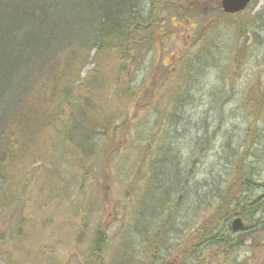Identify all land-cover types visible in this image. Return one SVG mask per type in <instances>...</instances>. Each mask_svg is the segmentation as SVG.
<instances>
[{
    "label": "rangeland",
    "instance_id": "rangeland-1",
    "mask_svg": "<svg viewBox=\"0 0 264 264\" xmlns=\"http://www.w3.org/2000/svg\"><path fill=\"white\" fill-rule=\"evenodd\" d=\"M144 6V19L151 18V26L145 33L153 32L141 35L137 41L139 46L135 52L146 55L142 63L139 65V60L137 63L130 60L133 72L127 77V82L129 86H138V89L135 90V100L127 109L112 94L117 87L111 74L113 71L98 56L97 50L90 51L85 70L76 71L79 90L84 96H90L95 106L99 103L103 105L106 112L101 115L107 124V131L106 138H100V141H104L100 162L77 155L69 139L61 143L57 150L53 149L57 135L65 133L69 126V106L59 102L60 92L48 86L42 91L32 89L23 100L25 110L33 105L40 109L36 114L39 119H31L29 129L38 127L41 132L40 138L32 144L20 148V142L17 143L14 156L6 168L8 174L3 188H9L7 190L12 193L10 199L16 195L22 198V206L13 210L15 217L6 215L4 219L21 218L20 237L25 241L32 239V243H36L39 238L42 240L52 233L55 237L46 244L50 248L46 257L54 255L62 258V264H79L81 259L74 253L70 254L74 251V245H64L68 243L67 238H71L69 234H64L70 227L67 223L70 217L80 220V245L96 244L101 231L106 234L101 242L104 254L111 253L117 245L130 243L135 248V257H132L135 264H165V260L160 261L161 255L166 259V264L184 262L183 258L198 242L197 238L207 232L208 228L203 231L200 227L211 225L214 211L205 209L208 192L205 182L214 175L229 171L232 167V157L228 151L230 146L243 140L252 119L256 125L264 120V111L259 117L250 116V105L256 103L257 92L264 98V0H256L239 17L228 18L222 17L216 0H147ZM243 25L246 28H242ZM222 34L224 37L218 43H211L212 39ZM207 45H212L208 52H200ZM202 54L208 57L209 67L206 75H202L205 77L198 83L195 81L177 121L170 122L166 115L159 118L160 114L154 109L155 103L163 96L164 100L169 101L168 92L172 91L173 95L179 89V80L174 74L164 75L163 80L155 85L162 71L159 64L169 65L171 71H177L185 67L186 61L194 60L199 64ZM70 60L72 58L65 62ZM131 76L133 79L130 81ZM43 79L50 78L44 74ZM154 80L151 87L150 83ZM89 89L94 92L91 93ZM43 94L46 98L44 105L35 99ZM151 105L150 109L154 111L146 116L151 112L147 110ZM220 106L225 107L226 111L225 120L221 123L216 115V109ZM253 106L254 112L257 105ZM172 107L173 104H168L169 109ZM60 121H67V126L60 125ZM10 126L17 132L18 127L14 122ZM159 132L150 147L151 139ZM76 134L74 130L73 135ZM262 138L261 144H257L246 159L252 162L255 180L264 184V136ZM160 139L166 143V149L170 148V157H174L175 164L180 165L182 175H188L189 185L196 186L191 198L187 197L185 191L179 194L169 191V185L162 187L163 181L170 184L169 177L172 175L170 170L165 175L158 174L154 168ZM57 152V158L63 161L62 166L56 161ZM13 160L16 161L11 165ZM19 161L24 164L21 165ZM133 161L135 168L131 170ZM172 163L169 162L171 166ZM23 166L24 169L19 171ZM80 166L96 169L87 176L80 175V171L77 174L73 170H65L79 169ZM35 168L38 170L33 174ZM102 168L109 170L110 180L105 177V182L112 189L111 192L108 187L100 192L90 185L91 181L102 176ZM61 170L65 172L63 178ZM137 172L140 175H136ZM69 179H79V185L62 191L65 185H69L66 184ZM259 190L264 191V186H259ZM2 195L1 189V199ZM9 196L5 194V197ZM114 201H123L119 207L120 219L110 215ZM160 201L163 202L164 215H161V211L156 213L155 207ZM201 203L202 206H198ZM150 220L156 221L157 226L166 221L161 241L166 244L167 250L161 253L160 245L153 256L148 254L145 242L154 223L144 231V237L136 232L138 221L144 225ZM16 224L12 226L16 227ZM74 237L72 239L75 241ZM242 238V243L233 244L231 249L219 255L220 258H205L204 263L199 264H261L264 258L262 247L255 249L256 243H251L248 236ZM90 248L81 251L86 252ZM185 264L194 263L187 258Z\"/></svg>",
    "mask_w": 264,
    "mask_h": 264
},
{
    "label": "trees",
    "instance_id": "trees-1",
    "mask_svg": "<svg viewBox=\"0 0 264 264\" xmlns=\"http://www.w3.org/2000/svg\"><path fill=\"white\" fill-rule=\"evenodd\" d=\"M140 2L141 0H0V190L5 185L4 181L8 174L6 168L14 156L17 143L20 142L19 147L22 148L40 138V128H28V125L32 126L30 120L33 118L29 117V110H25L23 104L24 97L32 89L42 91L48 86L61 93L59 102L68 105L69 109L89 111L87 109L89 103L80 94L74 93L73 89L76 85V71L79 69L82 71L91 49L98 47L103 51L104 55L99 57L113 71L111 74L118 84V88L113 89L112 94L124 103V109L130 106L135 97L134 87L126 85L127 79L124 76L131 69L128 64L130 60H141L139 52H135L138 44L133 43V40L140 37V32L145 26L142 14L136 8ZM68 58L72 60L67 63L65 61ZM189 62L186 61L185 67L175 72L181 81L178 82L179 89L174 92V96H179L181 101L174 103V112L170 116L174 122L179 117L175 113L176 108H182L189 100L195 81L201 74L206 75L209 67L202 64L196 69ZM45 64L53 65L44 68ZM44 74H47L50 80L43 79ZM89 91L94 92L91 89ZM87 98L92 99L90 96ZM160 104L158 101L154 106L159 113ZM255 105L257 108L254 112L252 109L250 115H255L256 118L264 111V104L257 102ZM168 111L164 113L167 114ZM96 112V127L80 133L78 139L72 134V140L74 146H79L85 153L92 152L90 157L98 161L100 158L98 156L100 154H97L98 147L92 144L90 139L92 141L96 133L106 134L107 124L101 118V115L106 113L103 105L99 104ZM92 118L94 117H88L87 122ZM205 119V123L208 124V119ZM11 122L17 125V132L11 128ZM66 123L67 121H60V125L64 127L67 126ZM261 123L264 125V120ZM68 125L65 133L57 135L52 144L54 150L67 139L70 140L69 130L73 133L71 129L75 128L78 132L84 124L78 118L74 119L72 114L69 115ZM256 129L254 138L259 134ZM252 143L253 139L250 137L239 145V149L244 148L242 154L233 149L236 152L234 162L240 174L231 173L229 169L226 174L212 176L206 185L210 188L212 205L218 199L217 207H214L217 211H231V205L236 203L239 207L242 205L244 216H257L256 221L263 218L261 226H264V195L253 198L246 196L243 204L240 202L242 195H245V185L250 180L243 171V157L250 151ZM88 149L90 151H87ZM161 149L164 154L163 163L170 161V149L160 148V151ZM14 161L16 160H13L11 165ZM19 163L24 164L20 161ZM24 166L19 171L23 170ZM171 170L169 191L174 187L179 194L188 191L190 186L188 181L183 179L180 166L176 171L173 167ZM91 172L86 168L83 174ZM209 206L211 207L210 204ZM257 228L255 226L254 229ZM261 230L264 232L262 227ZM99 234L95 244L97 246H100L106 237L101 231ZM217 238L219 243L226 244V237L217 234Z\"/></svg>",
    "mask_w": 264,
    "mask_h": 264
},
{
    "label": "water",
    "instance_id": "water-1",
    "mask_svg": "<svg viewBox=\"0 0 264 264\" xmlns=\"http://www.w3.org/2000/svg\"><path fill=\"white\" fill-rule=\"evenodd\" d=\"M249 0H223V7L225 8L226 12H237L240 9H243ZM236 231L243 229V222L241 218H237L233 222V227Z\"/></svg>",
    "mask_w": 264,
    "mask_h": 264
}]
</instances>
